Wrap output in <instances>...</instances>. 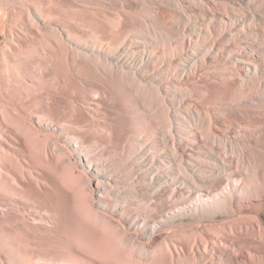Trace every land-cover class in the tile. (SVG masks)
Listing matches in <instances>:
<instances>
[{
  "label": "bare ground",
  "instance_id": "1",
  "mask_svg": "<svg viewBox=\"0 0 264 264\" xmlns=\"http://www.w3.org/2000/svg\"><path fill=\"white\" fill-rule=\"evenodd\" d=\"M0 264H264V0H0Z\"/></svg>",
  "mask_w": 264,
  "mask_h": 264
},
{
  "label": "rangeland",
  "instance_id": "2",
  "mask_svg": "<svg viewBox=\"0 0 264 264\" xmlns=\"http://www.w3.org/2000/svg\"><path fill=\"white\" fill-rule=\"evenodd\" d=\"M229 222V221H232V218H226V216L224 215H220L217 217L215 223L219 224V225H223L224 223L226 222ZM187 224L185 225H181V224H175L174 226H194L197 222H196V219L195 218H189L187 219L186 221ZM204 224H208V222H205V223H200L199 225H204ZM171 227H173V225H170ZM202 227V226H201ZM169 228L165 227V230ZM164 234V233H163ZM163 238V235H160L158 236L156 239H155V242L154 244L157 245Z\"/></svg>",
  "mask_w": 264,
  "mask_h": 264
}]
</instances>
